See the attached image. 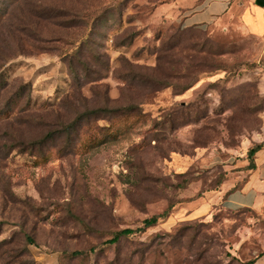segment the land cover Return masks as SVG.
Instances as JSON below:
<instances>
[{
	"label": "rangeland",
	"instance_id": "obj_1",
	"mask_svg": "<svg viewBox=\"0 0 264 264\" xmlns=\"http://www.w3.org/2000/svg\"><path fill=\"white\" fill-rule=\"evenodd\" d=\"M181 7L0 0V264L264 259V214L219 201L264 141V34Z\"/></svg>",
	"mask_w": 264,
	"mask_h": 264
},
{
	"label": "crops",
	"instance_id": "obj_2",
	"mask_svg": "<svg viewBox=\"0 0 264 264\" xmlns=\"http://www.w3.org/2000/svg\"><path fill=\"white\" fill-rule=\"evenodd\" d=\"M246 2L251 4L250 7ZM192 3L185 5L181 0V10L179 8L176 10L179 13L176 19L186 28L211 24L221 17L232 14L235 8L243 7L245 12L243 11L241 21L244 31L259 36L264 34V0H201L197 8H191ZM255 165V170H247L248 174L245 177L247 180L238 191L224 198L232 187L226 185L223 187V192L219 193V201L225 210L250 209L264 214V149L256 154ZM257 264H264V259L258 260Z\"/></svg>",
	"mask_w": 264,
	"mask_h": 264
},
{
	"label": "trees",
	"instance_id": "obj_3",
	"mask_svg": "<svg viewBox=\"0 0 264 264\" xmlns=\"http://www.w3.org/2000/svg\"><path fill=\"white\" fill-rule=\"evenodd\" d=\"M126 111H129V107L126 109ZM262 149H264V142H261V143H256V144H253L252 147L248 150L247 152V160H248V166L245 168V170H248V171H252V170H255L256 169V165H255V156L256 154L261 151ZM246 178L241 180V181H238L237 184L235 186H233L230 190H228V192L226 193V195L224 196V198H226L228 195L238 191L241 187V185L246 182ZM224 183V182H223ZM221 183V185L223 184ZM220 188V186H219ZM172 208V207H170ZM170 208L165 212L163 213L162 215H159V216H154L152 218H149V219H146L143 224H144V228L147 229V228H151V227H154V226H157L159 224V222L162 220V219H165L169 216V213H170ZM134 233V230L132 229H125V230H122L118 233H116L114 235V237L112 239H110L109 241H107L106 243L109 244V245H115L117 244L123 237H128V236H131L132 234ZM80 255H83L82 252H75L73 253V256H80ZM256 262L255 261H252L251 264H255Z\"/></svg>",
	"mask_w": 264,
	"mask_h": 264
}]
</instances>
